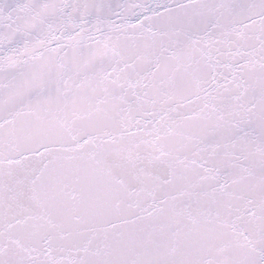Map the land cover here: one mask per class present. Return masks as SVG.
I'll list each match as a JSON object with an SVG mask.
<instances>
[{
  "label": "snow or ice",
  "instance_id": "1",
  "mask_svg": "<svg viewBox=\"0 0 264 264\" xmlns=\"http://www.w3.org/2000/svg\"><path fill=\"white\" fill-rule=\"evenodd\" d=\"M0 264H264V0H0Z\"/></svg>",
  "mask_w": 264,
  "mask_h": 264
}]
</instances>
